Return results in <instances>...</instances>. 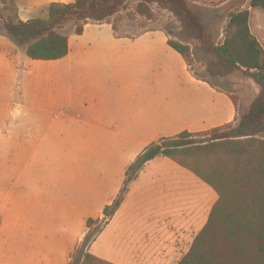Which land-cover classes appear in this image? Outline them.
<instances>
[{"label": "crops", "instance_id": "1", "mask_svg": "<svg viewBox=\"0 0 264 264\" xmlns=\"http://www.w3.org/2000/svg\"><path fill=\"white\" fill-rule=\"evenodd\" d=\"M11 1L26 23L46 19L51 4L78 0ZM208 1L224 12L249 11L250 31L264 49V10L251 8V0ZM138 29L115 32L90 22L81 36L69 35L66 57L42 62L0 28V79L9 74V95H28L34 83L40 92L56 73V103H14L0 120V264H69L87 220L103 218L127 169L150 144L238 118L232 94L198 80L169 46L166 28ZM34 64L56 70L38 73ZM218 199L191 171L157 157L132 182L90 253L101 244V251L120 254L96 256L111 264H178Z\"/></svg>", "mask_w": 264, "mask_h": 264}, {"label": "trees", "instance_id": "2", "mask_svg": "<svg viewBox=\"0 0 264 264\" xmlns=\"http://www.w3.org/2000/svg\"><path fill=\"white\" fill-rule=\"evenodd\" d=\"M197 0H78L72 4H51L46 19L26 23L15 13L13 2L3 0L4 11L14 17L3 22L6 33L28 58L51 62L63 59L69 51V35L61 31L73 26L81 36L90 22L110 24L118 32L116 17L131 5L136 15L149 20L153 6L167 11L181 25V34L190 44L200 45L211 57L206 71L212 78L227 79L241 75L259 87V94L247 110L239 112L232 124L208 132H183L150 144L127 169L124 188L104 209L101 220L86 222L88 233L76 253L82 264L105 263L84 253L110 223L125 201L130 185L144 167L157 157H166L191 171L218 195L209 220L196 236L190 250L178 264H264V49L251 33L249 11L233 13L224 31L222 44H214L203 33L190 2ZM251 8L264 10V0H251ZM169 46L182 56L191 70L189 45L169 39ZM192 71V70H191ZM193 73V72H192ZM201 81L212 82L193 73ZM232 101L236 105L233 96ZM228 130V134L208 139V133ZM222 150L225 158L203 165L207 153ZM203 165L204 167H201ZM253 249L249 251V248ZM81 249V250H80ZM80 250V251H79Z\"/></svg>", "mask_w": 264, "mask_h": 264}, {"label": "rangeland", "instance_id": "3", "mask_svg": "<svg viewBox=\"0 0 264 264\" xmlns=\"http://www.w3.org/2000/svg\"><path fill=\"white\" fill-rule=\"evenodd\" d=\"M195 2H199L198 6H194V2H190L192 10L198 17L199 24L202 28L203 33L209 38L214 44L219 45L222 43L224 33L222 30L226 26V22L231 14L236 13L237 9L234 10L235 12H224L219 8V4L211 2V1H204V0H197ZM153 14L151 20L139 17L136 15L135 5H131L128 7L127 10L123 11L120 15H118L115 19L116 25L118 26L119 31L124 27V25H138L139 29L136 32L143 31L148 28H156V27H164L170 34V40L179 42L183 45H189L192 52V60H191V70L193 73L197 74L198 76L212 82L215 86L222 90H226L227 92L231 93L237 106H241L239 109L240 113H243L245 110L249 108L252 102L257 98L259 94V87L250 79L245 78L241 75H236L235 77H230L227 79H219V78H212L206 71L207 64L211 61V57L207 52L198 44H190V42L186 41L184 36L181 34V25L180 23L174 18L172 14L167 11L160 10L157 6H153ZM14 17L13 11H7L5 14L0 15V28L3 27V22L8 17ZM63 34L71 35L73 34V26H68L64 30L61 31ZM10 38V37H9ZM11 39V38H10ZM26 59L30 61L27 57ZM25 66H19V70H23ZM32 70L38 73H46L48 71L56 70L55 67H51L48 65H33ZM23 80L20 78L19 73V81L20 84L25 79V73L23 72ZM56 73L52 74L50 77L51 82H46L41 87L40 92H36L35 87L36 83L32 84L31 88H29L28 95L18 92L15 96L9 95V88H11L10 84V77L7 73L6 75L2 76L0 79V120L5 118V109L7 106L14 104V103H31V104H43V103H56V79L54 78ZM54 81H55V88H54ZM52 85H51V84ZM22 86L20 85L18 88L20 90ZM240 116V115H239ZM238 116V117H239ZM1 130V129H0ZM228 134V130H221L220 132L216 133H208V139H216L218 137L224 136ZM225 158V154L222 150H217L215 153H207L206 157H204L203 165L211 162H217L220 159ZM201 165V167H204ZM91 247V246H90ZM90 247L84 249V253H90ZM102 245L97 244L93 247V253L95 256L99 257L98 255H113L117 256L120 255L117 252H109V251H101ZM253 249L249 248V251ZM81 250V249H80ZM79 250V251H80ZM78 251V249H76ZM72 264H82V255L80 253H76L74 259L72 260ZM93 264H105V263H93Z\"/></svg>", "mask_w": 264, "mask_h": 264}]
</instances>
